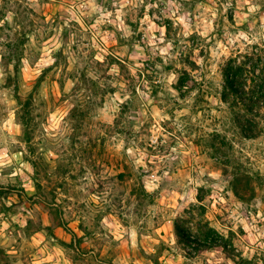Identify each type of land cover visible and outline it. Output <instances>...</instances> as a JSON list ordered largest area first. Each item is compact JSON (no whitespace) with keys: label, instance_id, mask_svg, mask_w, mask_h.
Wrapping results in <instances>:
<instances>
[{"label":"clouds","instance_id":"obj_1","mask_svg":"<svg viewBox=\"0 0 264 264\" xmlns=\"http://www.w3.org/2000/svg\"><path fill=\"white\" fill-rule=\"evenodd\" d=\"M0 264H264V0H0Z\"/></svg>","mask_w":264,"mask_h":264}]
</instances>
